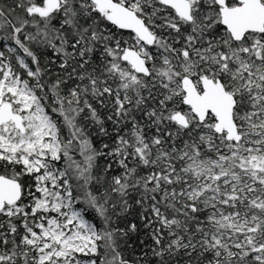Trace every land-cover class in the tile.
I'll use <instances>...</instances> for the list:
<instances>
[{
	"label": "snow or ice",
	"instance_id": "6c2138e0",
	"mask_svg": "<svg viewBox=\"0 0 264 264\" xmlns=\"http://www.w3.org/2000/svg\"><path fill=\"white\" fill-rule=\"evenodd\" d=\"M0 264H264V0H0Z\"/></svg>",
	"mask_w": 264,
	"mask_h": 264
}]
</instances>
